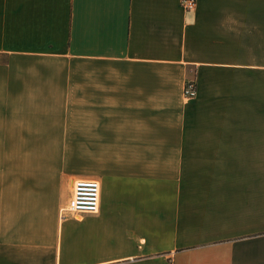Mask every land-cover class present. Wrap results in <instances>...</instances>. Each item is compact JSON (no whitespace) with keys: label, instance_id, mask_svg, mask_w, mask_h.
Returning <instances> with one entry per match:
<instances>
[{"label":"crops","instance_id":"crops-1","mask_svg":"<svg viewBox=\"0 0 264 264\" xmlns=\"http://www.w3.org/2000/svg\"><path fill=\"white\" fill-rule=\"evenodd\" d=\"M0 264H264V0H0Z\"/></svg>","mask_w":264,"mask_h":264},{"label":"built area","instance_id":"built-area-1","mask_svg":"<svg viewBox=\"0 0 264 264\" xmlns=\"http://www.w3.org/2000/svg\"><path fill=\"white\" fill-rule=\"evenodd\" d=\"M196 0H181V5L186 10L195 7ZM186 97L196 95L194 83H186L184 88ZM101 186L95 179H77L73 183L72 196L68 202L66 211L72 215L93 214L98 212L100 204Z\"/></svg>","mask_w":264,"mask_h":264},{"label":"rangeland","instance_id":"rangeland-1","mask_svg":"<svg viewBox=\"0 0 264 264\" xmlns=\"http://www.w3.org/2000/svg\"><path fill=\"white\" fill-rule=\"evenodd\" d=\"M75 118H69V120L72 122ZM53 128L55 130H69L70 133L69 136L73 133L71 131L75 129L74 125H54ZM73 144V143H70ZM37 156H51V157H64L68 158V163H70L67 167L69 168V172L74 175L73 180L75 179V175L83 176L85 173L82 171V168L88 169L90 168L88 172H86L87 175L91 176V164L82 166L80 164H77L76 162H80L78 160V157L80 156H91L92 150L91 149H85V150H78L77 148H54V149H37L36 150ZM73 184V183H72Z\"/></svg>","mask_w":264,"mask_h":264}]
</instances>
